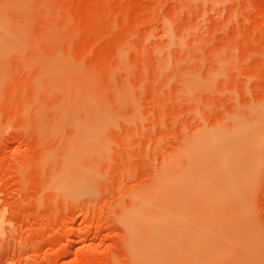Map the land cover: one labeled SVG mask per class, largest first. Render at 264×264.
Returning a JSON list of instances; mask_svg holds the SVG:
<instances>
[{"label":"rangeland","instance_id":"374dc122","mask_svg":"<svg viewBox=\"0 0 264 264\" xmlns=\"http://www.w3.org/2000/svg\"><path fill=\"white\" fill-rule=\"evenodd\" d=\"M0 8L8 24L0 264H135L119 221L135 195L171 179L166 164L200 132L264 107V0H0ZM69 77L80 87L68 89ZM97 89L113 112L88 140L72 121L89 114L73 106ZM263 142L256 167L220 202L191 180L198 195L176 241L180 264H264ZM70 160L97 175L93 195L70 196Z\"/></svg>","mask_w":264,"mask_h":264},{"label":"bare ground","instance_id":"6f19581e","mask_svg":"<svg viewBox=\"0 0 264 264\" xmlns=\"http://www.w3.org/2000/svg\"><path fill=\"white\" fill-rule=\"evenodd\" d=\"M7 27L5 13L0 8V29L6 30ZM55 66L54 68L58 67V65ZM54 68L52 69L53 73L50 71L52 74H57L58 71L54 73ZM64 77L65 75L63 77L61 75V78H59L62 80L63 85L66 84L65 79H67L66 77L64 79ZM72 77H75V75L73 74ZM82 78L86 79L85 76H81ZM72 82L69 77L68 89L69 84L76 85ZM73 85L72 87H74ZM94 85L96 84L94 83ZM97 86H94V88L96 89ZM198 86V82L193 81L190 90ZM76 87L80 86L77 84ZM74 89L76 88L74 87ZM99 89H97L98 92L94 91V93H98L96 94L98 97L101 95ZM94 93L93 95L91 93V96L81 95L78 103L73 106V109L89 114L81 122L75 123V119L72 121H75V126L78 125L84 128L88 140L96 137L107 124L111 123L108 116H111L113 112L109 110L106 102L101 100L102 95L100 97L101 101L98 98V101L93 100V96H96ZM69 106L64 110L66 113L72 109ZM248 115L252 117V120L245 121L242 115L235 114L229 118L230 127L228 129L221 126L211 130H203L190 139L181 151L180 157L173 158L172 161L170 160L166 164L169 171L168 175H172L171 179L165 181V176H161L158 182H153L154 185L145 192L137 193L133 199L135 205L128 210L125 208V211L121 213L119 221L130 235L135 264H180L177 255L179 248L176 241L179 240L181 227L192 221L190 209L196 203V196L198 195L196 192H192L195 186V184H192V179L199 180L202 187L216 191V195L212 196L214 199H211H217L215 201L218 203L224 195L234 192L236 189L235 180L239 175H249L250 170L253 171L256 167L254 162L257 161L255 153L260 151L259 149L264 140V107H252ZM81 153L83 154V151ZM181 158L187 159L186 165H180L179 160ZM83 164L86 165L84 162ZM76 165L77 163L74 160H70L68 168H72L71 175H65L70 196L78 198L86 194L93 195L97 175H91L89 170L85 172L77 169L75 168ZM95 169H93L94 172ZM221 181L226 182V188L223 192H220L216 186L222 187L224 182L221 183ZM173 226L180 228L173 232ZM78 233L75 234L76 238H79ZM75 241L77 242V240ZM65 253H63V256Z\"/></svg>","mask_w":264,"mask_h":264}]
</instances>
